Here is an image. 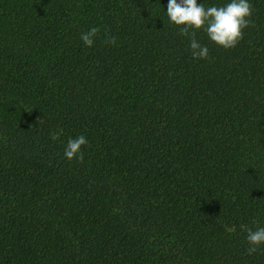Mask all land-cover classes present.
I'll list each match as a JSON object with an SVG mask.
<instances>
[{"label": "trees", "instance_id": "obj_1", "mask_svg": "<svg viewBox=\"0 0 264 264\" xmlns=\"http://www.w3.org/2000/svg\"><path fill=\"white\" fill-rule=\"evenodd\" d=\"M250 2L238 45L197 31L209 56L194 60L168 0H0V264H264L240 227H264V0Z\"/></svg>", "mask_w": 264, "mask_h": 264}, {"label": "clouds", "instance_id": "obj_2", "mask_svg": "<svg viewBox=\"0 0 264 264\" xmlns=\"http://www.w3.org/2000/svg\"><path fill=\"white\" fill-rule=\"evenodd\" d=\"M168 22L179 28L180 36L189 41V50L194 60H204L209 56L206 45L201 44L197 38V31L202 30L211 43L225 50L235 48L243 38L244 30L249 27L252 17L250 0H225L222 4L205 6L203 0H168L165 11ZM98 27H92L80 34L83 46L91 48L95 43ZM109 46L116 44V37L105 38ZM51 139L56 141L63 135V129L50 133ZM88 144L84 135L75 138L69 137L63 150L66 160L83 159V146ZM246 231V249L249 255L255 253L264 245V227L255 230L245 225L240 226ZM229 232L234 228H228Z\"/></svg>", "mask_w": 264, "mask_h": 264}]
</instances>
